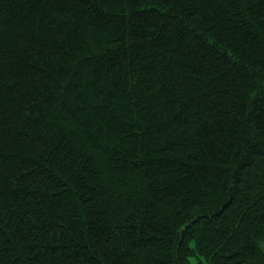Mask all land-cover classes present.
<instances>
[{
	"label": "trees",
	"instance_id": "obj_1",
	"mask_svg": "<svg viewBox=\"0 0 264 264\" xmlns=\"http://www.w3.org/2000/svg\"><path fill=\"white\" fill-rule=\"evenodd\" d=\"M264 264V0H0V264Z\"/></svg>",
	"mask_w": 264,
	"mask_h": 264
},
{
	"label": "rangeland",
	"instance_id": "obj_2",
	"mask_svg": "<svg viewBox=\"0 0 264 264\" xmlns=\"http://www.w3.org/2000/svg\"><path fill=\"white\" fill-rule=\"evenodd\" d=\"M192 261H193V264H196V262L198 261V258H193ZM200 264H204V263H200Z\"/></svg>",
	"mask_w": 264,
	"mask_h": 264
}]
</instances>
